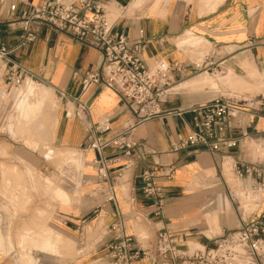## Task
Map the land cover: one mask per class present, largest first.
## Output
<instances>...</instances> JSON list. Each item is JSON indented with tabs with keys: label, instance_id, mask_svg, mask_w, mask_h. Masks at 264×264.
I'll list each match as a JSON object with an SVG mask.
<instances>
[{
	"label": "crops",
	"instance_id": "crops-1",
	"mask_svg": "<svg viewBox=\"0 0 264 264\" xmlns=\"http://www.w3.org/2000/svg\"><path fill=\"white\" fill-rule=\"evenodd\" d=\"M39 1L8 0V4H15V10L10 14L7 5L0 12V45L7 46L12 61L23 66L37 77L40 83L49 87L39 86L29 79L24 86L32 92L36 90L41 92L51 103H54L51 89L56 95L60 91L69 98H77L78 102L88 108V118L91 122L103 118L110 121L107 138H111L122 130L124 123L132 115L121 97L110 88L94 83L82 88L83 74L97 72L100 69L102 64L100 53L46 26L25 23L22 13H29L30 6ZM105 4L106 18L114 20L112 30L123 33L129 42H142L139 57L149 68L160 60L196 63L207 49L209 53L216 55L212 59L220 65H233L234 62L240 61L251 67L256 65L264 71V0H108ZM109 7L118 12L113 19L108 14ZM119 11H122V14L119 15ZM117 16L119 17L116 18ZM25 30L33 32L36 39L32 43L18 47V36ZM234 65L236 67L237 64ZM203 73L205 72L200 74ZM196 76L179 82V86L177 84L174 87L173 93L160 103L162 112L160 117L144 120L133 127L128 141L142 147L132 148L129 157L114 148L105 150V156L112 160L109 165L110 176L118 177L114 189L115 201L103 199L88 211H84L78 204L70 207L59 205L50 222V226L58 232L50 228L43 229L36 235L43 237V243L38 245L33 240V244L43 251L32 249L34 263L38 261L40 264H67L62 263L61 256L51 253L56 252L61 235L69 234L76 238V225L91 211L92 214L96 212L92 218L94 224L101 220L104 231L117 218H121L124 221L125 233L135 235L138 239L146 237L138 226V223L142 222L151 239L150 242H142L145 246L151 243L155 233L163 228L187 233V241L193 246L207 245L214 233L222 234L234 230L241 219L260 215L264 210L262 196H259L256 210L247 216L240 211L231 212L230 202L226 197L228 192L231 197L232 192L229 191L224 176V173L227 174L224 161H229L230 164L232 162L233 173L235 165L239 162L260 161L258 156L254 155L260 151L264 153V108L243 111L237 118L231 120L224 137L236 140L235 147H221L213 152L195 150L191 147L177 149L178 138H186L192 129L188 109L195 104L208 101L201 95L188 96L179 93L186 90L198 91L205 87L201 85L210 82L206 77L196 79L200 75ZM224 77L226 78L223 76L219 80ZM3 87L7 86L2 85ZM14 93L15 90L10 94L12 98ZM20 98V103L14 105L17 116L27 119L30 115H36L38 102L30 101L24 91ZM58 98L62 103V112L58 122V114L56 115L53 124L54 126L57 124L54 133L55 148L74 149L80 152V146L86 138V122L76 117L65 118L64 107L71 104L69 100L65 102L59 96ZM2 105L3 103L0 109ZM8 127L12 133V125ZM7 155L16 156L13 150ZM33 155V151L27 152L26 165L23 167L3 165V159L0 158V188L3 173L15 172L17 180L19 172L29 173L36 170L41 173L43 179H50L47 176L56 173L45 160L35 166ZM82 155L86 157L83 162L74 152L70 151L68 157L81 167L83 175L87 177L86 180H93L95 171L91 160L95 155L90 151L82 152ZM127 164L129 166H125ZM168 166L173 167V173L169 178L154 179V183L165 192L161 214L154 216L152 200L145 198L141 193L140 174L145 169L157 170ZM64 172L67 175L65 178L62 176L64 179L61 177L63 186L73 187L78 170L65 168ZM82 188L87 190V185ZM52 194L55 198H67L66 192L60 187L53 188ZM19 204L17 197L5 199L0 196V235L4 239L13 235L14 230L9 233L11 222L20 219L34 221L31 211L27 213V217L18 218L13 210L17 209L16 206ZM15 225L17 226L16 223ZM25 234L27 233L24 232ZM107 238L104 235L102 241ZM5 248V254H8L9 249L7 246ZM101 249L99 244L97 248L99 255L104 254V250ZM2 254L0 251V262L4 260ZM27 259L25 263L30 264L29 256ZM133 264L148 263L138 261Z\"/></svg>",
	"mask_w": 264,
	"mask_h": 264
},
{
	"label": "built area",
	"instance_id": "built-area-1",
	"mask_svg": "<svg viewBox=\"0 0 264 264\" xmlns=\"http://www.w3.org/2000/svg\"><path fill=\"white\" fill-rule=\"evenodd\" d=\"M107 1L40 0L30 6L29 13H22V18L25 23L46 26L69 36L82 46L98 51L102 57L100 69L83 74L82 88L90 83L110 88L121 97L125 107L131 112L132 116L126 120L122 130L107 138L110 131V121L107 118L91 122L88 108L84 104L78 102L77 98H69L64 92H57L60 98L65 102L69 100L71 104L69 109L65 105L64 117L85 120L86 138L80 151L94 153L91 165L95 177L106 192L105 201L114 202L118 177L110 176L109 165L112 160L105 156V150L114 148L129 157L132 148L141 146L128 141L130 132L142 121L162 115L160 103L171 95V87L199 72L212 73L219 66L212 63L207 56L200 63L184 64L160 60L151 68L145 66L139 57L142 42H129L123 33L112 30L114 20L106 18ZM7 5L12 14L15 4H8V0H0V12ZM120 14L122 11H119ZM35 39L33 32L25 30L18 36L17 45L23 47ZM9 53L7 46L1 44L0 105L5 98V95H1L4 92L2 85L17 88L25 79L40 82L23 66L12 61ZM242 107L224 97L191 106L188 112L191 114L192 129L186 138H178L177 149L191 147L213 152L221 147H235L237 141L227 139L224 134L231 120L245 110ZM172 173L173 167L168 166L157 170L145 169L140 174L141 193L152 200L154 216L161 214L165 200L163 188L156 185L154 179L169 178ZM234 175L244 180L253 194H261L264 199V161L239 162L235 165ZM123 223L121 218H117L105 231L104 235L108 238L97 241L104 250L99 261L105 264H133L138 261L148 264H264V210L259 216L252 215L241 219L236 229L211 238L207 245L193 246L187 241V233L163 228L145 246L141 242H145L147 237L138 239L135 235H127ZM85 225L86 221L82 219L75 228L79 244H83L85 239Z\"/></svg>",
	"mask_w": 264,
	"mask_h": 264
},
{
	"label": "rangeland",
	"instance_id": "rangeland-1",
	"mask_svg": "<svg viewBox=\"0 0 264 264\" xmlns=\"http://www.w3.org/2000/svg\"><path fill=\"white\" fill-rule=\"evenodd\" d=\"M108 14L110 18L113 19L116 15H118V12L112 7H109ZM203 52L205 53L200 55L199 63L203 61L205 56H207L210 57L209 59L212 63L219 67L216 69L214 68L212 73L209 71L208 73H203L200 77L196 78L206 77L210 80V82L201 85L205 86L204 88L199 89L198 91L186 90L179 93H184L188 96L201 95L204 100H211L216 97L229 98L238 105H242V108L245 109L244 112L260 107L264 108V76H260L262 77L261 79L259 75L257 77L256 74V70L262 72L263 70L256 65L252 64L253 66L251 67L246 62L241 63L240 61L234 62V64H237L236 67L234 64L220 65L212 59L216 56L215 54L212 55L207 49ZM200 73L202 72H199L196 75H199ZM223 76H226V78L220 81L219 79ZM26 80L28 79H25V81L21 84L22 86L20 85L17 88H2L5 92V98L0 109V158L3 159V165H17L23 167L26 165L25 160L27 152L29 151V153H32L33 151V163L35 166H38L43 162V160H45L52 169L56 170V173L47 176L50 177V179L44 178L45 180L43 179L41 173L36 170L35 172L29 173L19 172L18 180L16 179L17 173L15 172L2 174L0 196L5 199L17 197L20 204L16 206L17 209L13 210L14 213H17L18 218H25L27 217V213L31 211L32 216H34V221L27 222L26 220L20 219L17 222H11L9 226V233H11V230H14L12 233L13 235H9L6 239L0 235V251L3 252L2 256L4 257L3 262H0V264H27L25 263V260H28L27 256H29L30 264H40L38 261L34 263L32 258V249L39 252L43 251L40 250L38 246L33 244V240H35V244L41 245L43 243V237L36 235L41 233L43 229L50 228L53 231H56L50 226V222H52V214L57 211L59 205H66L70 207L78 204L83 207L84 211H88L90 210L89 208L97 203H100L107 197L106 192L102 189L103 186H99L100 184L95 177V173L93 172V180H86L85 178L87 177L83 175L81 167H78L73 162L71 157H68V154L71 151L74 152L75 155L80 156L83 162L85 156L82 155L81 151H75L74 149L58 150L55 148L54 133L57 124L55 126L53 124L55 123L57 114L58 122L59 116L62 112V103L52 89L51 91L54 103L50 106H46L44 99L42 101L39 114L30 115L27 119H23L15 114L14 100L10 93L13 90L16 92V89L25 87L24 85ZM33 82L39 86L43 85L45 87H49L37 81ZM210 85L217 87L210 88ZM47 107L48 109L50 107L52 108L49 111ZM69 108H71V106H69L68 109ZM42 111L43 114L41 113L40 115V112ZM10 124L12 125V133L8 130V126ZM11 150H13L16 156L12 157L7 155L10 154ZM254 156H258V160L260 161L264 160V153L261 151L256 153ZM224 167L227 170V174L224 173V176L226 178L229 191L232 192L231 197L229 196V192L226 197L230 202L231 212L234 213V210L240 211L242 214L247 216L250 212L256 210V204L259 201V196L253 194L251 190L246 187V182L244 180L236 178L232 171V162L230 164L229 161H224ZM65 168L78 170L73 187L63 186L62 176L65 178L67 175L64 172ZM82 178L84 181H82ZM85 185H87V190L82 188ZM55 187L63 189L67 194V198H55L52 194V190ZM260 196L263 197L261 194ZM93 215L95 214H92L91 211L83 218L86 221V225L84 227L85 239L83 244H79L77 239L72 235L63 234L61 235V241L57 244L56 252L51 254L61 256L62 263L66 262L67 264H105V262L99 261V259L103 257V254L99 255L97 253V248L99 246L97 241L104 237V226H102L101 220L94 224L92 220ZM138 226L141 228L142 234L147 237V240L145 241L150 242V235L147 233V229L142 222H139ZM13 227L17 229H12ZM24 232L27 234L24 235ZM220 234L221 232L214 233L212 238H215ZM5 246L9 249L8 254H5Z\"/></svg>",
	"mask_w": 264,
	"mask_h": 264
},
{
	"label": "bare ground",
	"instance_id": "bare-ground-1",
	"mask_svg": "<svg viewBox=\"0 0 264 264\" xmlns=\"http://www.w3.org/2000/svg\"><path fill=\"white\" fill-rule=\"evenodd\" d=\"M193 40V39H192ZM255 69H257V68H255ZM255 72V71H254ZM247 73L249 74V72L247 71ZM252 73V72H251ZM247 74V75H248ZM254 74V73H253ZM256 74H257V77H258V75H259V77L260 76H264V71L262 72V71H259V70H256ZM199 75H201V74H199ZM199 75H197V76H199ZM196 76V77H197ZM228 76V75H227ZM252 76V75H251ZM256 76V75H255ZM225 78V77H224ZM261 79H262V77H260ZM264 78V77H263ZM262 82V81H261ZM263 83H264V81H263ZM262 83V84H263ZM178 83H176V84H174L172 87H171V89H170V92H172L173 91V89H174V87L177 85ZM22 86V85H21ZM178 86H179V84H178ZM180 86H183V85H180ZM264 86V85H263ZM22 91H24V93H25V95L27 96V97H29V95H30V97H29V99H30V101H33V102H38V105H39V107H38V111H37V114H39V110H40V108H41V104H42V101L45 99V97L43 96V94L41 93V92H39V91H34V92H32L31 90H29L26 86L25 87H23V88H20V89H18L15 93H14V95H13V100H14V105H16V104H18V103H20V101H21V98H20V95H21V93H22ZM12 92V91H11ZM5 95V92H1V95ZM11 94V93H10ZM9 96V95H8ZM32 97V98H31ZM32 99V100H31ZM45 102H46V106H50L52 103H50L47 99H45ZM52 107H50L49 109H48V107H47V109L50 111V109H51ZM45 112V111H44ZM41 113L43 114V111L42 112H40V115H41ZM47 113H49V112H47ZM15 114L17 115V110H15ZM46 114V113H45ZM44 114V115H45ZM51 118V117H50ZM44 125V124H43ZM86 158V157H85ZM12 169V168H11ZM21 178V177H20ZM21 191V190H20Z\"/></svg>",
	"mask_w": 264,
	"mask_h": 264
}]
</instances>
